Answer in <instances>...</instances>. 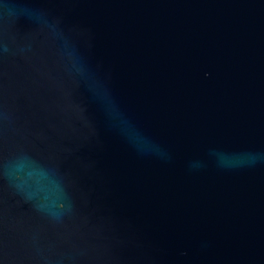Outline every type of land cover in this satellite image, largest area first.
Instances as JSON below:
<instances>
[{
    "label": "water",
    "instance_id": "95a60500",
    "mask_svg": "<svg viewBox=\"0 0 264 264\" xmlns=\"http://www.w3.org/2000/svg\"><path fill=\"white\" fill-rule=\"evenodd\" d=\"M0 264H264V0H0Z\"/></svg>",
    "mask_w": 264,
    "mask_h": 264
}]
</instances>
